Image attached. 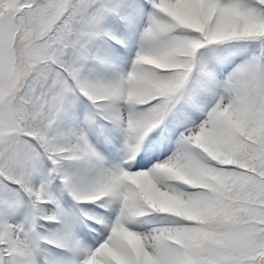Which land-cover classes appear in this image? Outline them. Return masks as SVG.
Masks as SVG:
<instances>
[{
  "label": "snow or ice",
  "instance_id": "1",
  "mask_svg": "<svg viewBox=\"0 0 264 264\" xmlns=\"http://www.w3.org/2000/svg\"><path fill=\"white\" fill-rule=\"evenodd\" d=\"M0 264H264V0H0Z\"/></svg>",
  "mask_w": 264,
  "mask_h": 264
}]
</instances>
